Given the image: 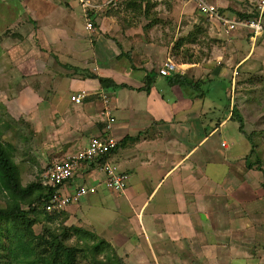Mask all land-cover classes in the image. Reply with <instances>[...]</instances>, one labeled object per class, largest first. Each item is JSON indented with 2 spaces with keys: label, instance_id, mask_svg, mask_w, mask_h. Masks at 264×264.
Instances as JSON below:
<instances>
[{
  "label": "crops",
  "instance_id": "crops-1",
  "mask_svg": "<svg viewBox=\"0 0 264 264\" xmlns=\"http://www.w3.org/2000/svg\"><path fill=\"white\" fill-rule=\"evenodd\" d=\"M36 5L24 16L27 24L17 25L15 39L4 40L0 80L6 88L0 95L11 93V82H20L12 92L15 102L32 113L38 134L45 128L49 159H62L93 138L117 142L114 151L70 182V187H96L97 194L62 211L67 221L77 219L124 264H264V175L257 156L250 162L251 141L232 120L234 104L226 107L223 93L207 89L224 75L202 77L198 62L175 63L166 46L116 39L117 31L97 17L120 5L89 9L85 3L71 30L57 27L49 8ZM195 10L218 23L227 43L241 31L251 47L258 40L242 28L226 35L219 21ZM232 10L218 9L226 19L248 20ZM85 23H94L95 31ZM241 59L239 66L246 61ZM168 60L175 70L163 77L159 71ZM148 76L153 79L146 89ZM173 77L200 81L202 87L170 83ZM98 78L116 87L105 88ZM106 111L114 120L109 133ZM103 163L128 175L124 192L104 187Z\"/></svg>",
  "mask_w": 264,
  "mask_h": 264
},
{
  "label": "rangeland",
  "instance_id": "rangeland-1",
  "mask_svg": "<svg viewBox=\"0 0 264 264\" xmlns=\"http://www.w3.org/2000/svg\"><path fill=\"white\" fill-rule=\"evenodd\" d=\"M261 1L247 0L243 5H239L230 0H208L210 3L219 5L218 9L221 13L226 9H233V13L230 12L233 16L239 13L244 15L255 12L257 9L259 11L258 4ZM46 2L52 3V6L49 5V7ZM101 2L102 0H0V14H2L0 16V60L6 51L4 40L15 39L16 34L14 33L17 25L22 28L24 24H27L26 20H23L24 16L29 14L32 8L37 6L36 4L49 8L48 10L56 17L54 23L57 27L71 30V27L76 25L75 20L78 21L81 7L83 8L85 3L89 5L87 6L89 9H95V7L97 9ZM137 5H142V11L138 6L127 8L126 2H123L116 10L98 13L100 17L97 18L103 19L113 30L117 31L116 39H120L119 41L123 43L126 41L130 44L143 45L157 43L168 48V57L175 63L187 59L198 62L202 71L206 73L202 77L212 75L218 78L219 75H224L220 79L224 78L223 81L226 80L230 84L228 91L230 101L241 110L244 132L251 137L254 155L250 162H255L257 156L259 167L264 171V37L258 38L254 47L252 46L254 49L245 31L239 32L231 43H227L218 23L209 22L200 17L195 10V5L187 1L140 0L137 1ZM19 13L22 15H18ZM86 24L88 23H85V27ZM90 24L91 31L89 32L92 33L95 31L94 23ZM241 43H246V47L243 48ZM243 57L246 61L239 66ZM11 73L12 81H14L13 76L16 77V75L14 71ZM0 81L2 82L0 92L3 93L6 88L3 86L5 82ZM19 84L18 80L11 82L12 89L11 93L7 92V98V95H0V142L17 166L21 185L25 187L36 181L42 182L45 169L56 158L46 157L48 154L42 141L45 128L38 134L30 121L32 113L20 111L15 102L16 95L12 92ZM7 202L6 194L0 192V208L6 207ZM43 210L44 205H38L37 211L40 213ZM36 219L37 222L32 227L36 237L42 236L50 240L51 236L63 233L65 236L62 237L64 240L66 238L67 245L82 249L84 252L78 256L77 264H91V253L88 248L93 240L87 236L84 238V235L81 236L84 239H77V234L70 231L71 227L85 230L77 219L70 224L64 212L48 221L43 219L41 213L37 214ZM96 238V240L102 239L99 236ZM1 254L2 252H0V264H3L6 260L1 257ZM104 254L98 258L104 259ZM8 264L13 263L8 260Z\"/></svg>",
  "mask_w": 264,
  "mask_h": 264
},
{
  "label": "trees",
  "instance_id": "trees-1",
  "mask_svg": "<svg viewBox=\"0 0 264 264\" xmlns=\"http://www.w3.org/2000/svg\"><path fill=\"white\" fill-rule=\"evenodd\" d=\"M137 1L140 0L125 1L127 8H136L138 6L139 10L142 11V5H137ZM256 16L255 10V12L241 15L239 18L254 19ZM152 79V76L145 78L144 84L146 85V89L149 88ZM98 81L105 88H109V86L116 87L108 79L98 78ZM170 83L183 86L187 85L198 90L202 87L200 81L191 82L183 77H173ZM208 86L207 89L209 90H218L223 93L225 106L228 107L230 99L226 98V90L230 87L229 83L216 81L210 82ZM231 115L232 120L238 123L240 133L251 141V137L247 136L244 132L242 117L239 115L235 106L231 111ZM252 147L251 150L253 153ZM258 168L261 169L259 167V160ZM262 173L264 175L263 170ZM0 192L5 193L8 198L7 206L0 208V252H2L1 257L6 260L3 264H8V260L13 264H77L78 256L84 252L82 249L67 245L66 238L64 240L62 237L65 234L51 236L50 240H46L42 236L36 237L34 235L32 227L37 222V214L41 213L43 219L47 221L61 214V212L47 213L45 209L40 213L37 211L38 205H45L50 200L54 190L44 187L40 181L30 183L23 187L17 166L13 163L9 152L1 142ZM70 231H74L77 234V239L82 240L87 236L93 240V243L88 248V251L91 253V264H124L105 241L96 240L97 238L88 232L75 227H71ZM101 254H104V259L98 258Z\"/></svg>",
  "mask_w": 264,
  "mask_h": 264
},
{
  "label": "built area",
  "instance_id": "built-area-1",
  "mask_svg": "<svg viewBox=\"0 0 264 264\" xmlns=\"http://www.w3.org/2000/svg\"><path fill=\"white\" fill-rule=\"evenodd\" d=\"M126 0H103L97 8L116 9L122 2ZM193 3L198 12L211 21H219L222 26L223 33L229 35L237 29H247L251 33V39L255 40L264 37V1L260 2L258 16L255 19L248 20H229L221 16L220 12L208 0H181ZM237 4H244L247 0H230ZM88 6V5H87ZM96 8V7H95ZM87 29L91 30V24L88 23ZM175 67L171 61H167L164 67L159 71L163 77L170 75ZM72 101L79 103L80 98L73 96ZM107 125L105 131L110 132L113 118L110 117L108 111ZM117 142L109 137L93 138L87 143L81 145L77 151L66 155L62 159L55 160L47 166L43 174L42 185L54 190L50 200L44 205L47 213L62 212L71 205H77L83 198L89 195L97 194V188L93 186H77L70 187V182L82 172L86 166L94 160L104 159L108 154L114 151ZM105 175L104 187L113 192L122 193L127 187L128 175L121 172L119 168L110 163L101 165ZM68 188H71L69 191Z\"/></svg>",
  "mask_w": 264,
  "mask_h": 264
}]
</instances>
